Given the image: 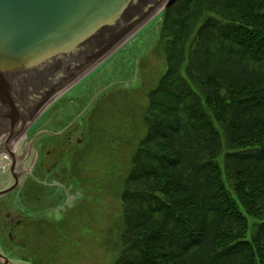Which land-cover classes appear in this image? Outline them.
<instances>
[{"label":"trees","instance_id":"trees-1","mask_svg":"<svg viewBox=\"0 0 264 264\" xmlns=\"http://www.w3.org/2000/svg\"><path fill=\"white\" fill-rule=\"evenodd\" d=\"M156 18L160 72L110 184V264H264V0H175Z\"/></svg>","mask_w":264,"mask_h":264},{"label":"rangeland","instance_id":"rangeland-1","mask_svg":"<svg viewBox=\"0 0 264 264\" xmlns=\"http://www.w3.org/2000/svg\"><path fill=\"white\" fill-rule=\"evenodd\" d=\"M160 20L156 16L149 20L123 47L90 71L78 86L51 102L47 110L54 103L56 105L30 132L47 102L42 104L38 112L19 127L6 143V146L11 145L13 137L18 141L20 138L18 148L12 150L17 153L21 145L28 143L37 132L52 133L41 139L44 150L50 152L56 147L48 156L50 171L44 173L41 170V176L37 166L33 171L41 180L53 182L56 187L62 184L74 192L70 207L73 210L71 223L58 233L50 228L42 233L44 239L41 240L40 250L53 251L54 264H110L114 260L117 245L113 241L118 233L115 224L120 219V199L117 197V186L111 187L110 184L124 178L128 169L126 153L134 149L142 136V133L138 136L136 130L131 133V126L134 110L137 108L136 112L139 111L146 102L143 93L156 83V80L154 84L149 83L150 78L160 72ZM95 105L97 109L92 124L95 138L88 144L83 159L74 154L70 160L69 152L64 155L65 145H68L69 151H74L92 138L85 131L84 112ZM64 129L67 132L62 137L53 134ZM66 140L68 144H65ZM131 146L133 148L129 151ZM60 150L62 153H59ZM32 158V155L27 156L26 164L30 165ZM71 167L76 171L74 177L69 174ZM29 186L35 187L39 193L47 192L39 183ZM8 210L16 211L13 204L4 211Z\"/></svg>","mask_w":264,"mask_h":264},{"label":"water","instance_id":"water-1","mask_svg":"<svg viewBox=\"0 0 264 264\" xmlns=\"http://www.w3.org/2000/svg\"><path fill=\"white\" fill-rule=\"evenodd\" d=\"M173 1L0 0V138L24 126Z\"/></svg>","mask_w":264,"mask_h":264},{"label":"flooded vegetation","instance_id":"flooded-vegetation-1","mask_svg":"<svg viewBox=\"0 0 264 264\" xmlns=\"http://www.w3.org/2000/svg\"><path fill=\"white\" fill-rule=\"evenodd\" d=\"M66 132L64 129L53 134L62 137ZM49 134L52 133L37 132L30 142L21 145L20 152L15 153L12 164L0 169V190L16 182L13 189L0 194V264H54V252L40 250L41 240L44 239L42 233L47 228L58 233V230L64 229L72 221L73 210L70 207L74 192L62 184H57L59 186L56 187L53 182L39 178L42 175L41 170H44V173L50 171L48 156L56 148H52L50 152L43 149L41 139ZM65 142L68 144V140ZM68 152L70 154L73 150L69 151L68 145H65L64 155ZM30 155L33 158L30 159L29 165L25 160ZM36 166L40 170L39 176L33 171ZM61 171L63 173V169ZM69 174L72 176L71 170ZM38 183L47 189L45 194L29 186ZM11 204L16 211H4Z\"/></svg>","mask_w":264,"mask_h":264},{"label":"bare ground","instance_id":"bare-ground-1","mask_svg":"<svg viewBox=\"0 0 264 264\" xmlns=\"http://www.w3.org/2000/svg\"><path fill=\"white\" fill-rule=\"evenodd\" d=\"M157 15H155V16H157ZM134 36H135V34H134ZM37 112H38V110H37ZM13 131H16V130L11 129V130H9L6 134H4L0 138V149L2 150V152L0 153V155H6L8 158H9V154H8L9 149H10V151H12V150H15L16 148H18L17 145H18L19 141L21 140L19 138V141H18L17 138L14 139V137H13V139L11 140V145L6 146V143L8 142V141H6V139H7L8 135H10ZM15 137H17V136H15ZM21 138H22V136H21Z\"/></svg>","mask_w":264,"mask_h":264}]
</instances>
